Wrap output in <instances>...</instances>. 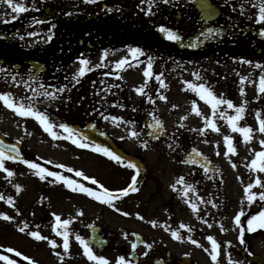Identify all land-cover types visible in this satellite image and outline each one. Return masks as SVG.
<instances>
[{"label":"rangeland","instance_id":"374dc122","mask_svg":"<svg viewBox=\"0 0 264 264\" xmlns=\"http://www.w3.org/2000/svg\"><path fill=\"white\" fill-rule=\"evenodd\" d=\"M194 1L169 0L168 3H164L165 13L170 15L173 22L182 20L183 26L194 30V36L207 31L208 28L216 29L220 34L212 35L213 45L211 44L212 46L208 49L211 54L227 46L230 33L225 30L242 29L239 15L245 12L243 6L247 5V13H254V4L259 2V0H210L221 10L222 15L213 25H207L194 7ZM23 2L30 10L18 14L16 19H13V15L16 14H13L6 4L0 5V29L16 31L15 40H6L0 44V60L6 52L11 54L14 62L21 66L20 72L24 75H18L20 78L18 83L21 84L16 86L17 93L27 92L35 81H39L40 86L43 85L38 90L39 95L49 88L47 80L51 74L50 68L55 70V74L57 72L61 74L62 66H53L50 61L47 63L48 38L50 37L45 20L47 4H40V0H23ZM103 2L104 0H95V2L54 0L56 9L50 7L49 11L55 12L58 9L66 16L62 21L54 17L57 19L55 25H60L58 31L82 32L93 20L98 4ZM107 3L119 8L131 7L132 4L129 5V2L125 0H112ZM248 22L250 25L255 23L253 14L248 18ZM81 32L76 34L80 35ZM245 40L246 48L253 53L255 50L253 37L249 34ZM57 48H61V44L57 45ZM38 56L43 58L41 62L48 69L44 75H37L27 66V60H37ZM9 70L13 71L12 68ZM60 74L53 77L54 81L55 83L59 81V84L64 85ZM245 78V95H240L239 99L232 101L236 106L243 105L246 108L244 119L239 122V126L252 128V138L249 142H245L239 133L232 132L227 120L219 116L215 117V122L220 131L214 132L207 128L204 117H211L210 106L199 97L192 99L187 96L180 97V92L175 88L173 80L161 92L154 91L155 94L151 96V88L143 83L140 73L132 72L129 75V112L126 110L125 101L117 102L115 106H112L106 97L97 101L96 111L90 112L96 115L94 118L100 127L106 129L123 149L140 157L147 169L146 180L139 191L114 201L121 212H117L115 208L96 201L86 194L73 192L62 181L54 177L40 180L33 170L21 162L5 161V166L15 175L6 178L7 174L0 170V194L5 197L4 200H0V213H6L14 219L4 221L0 218V253L3 251L4 254L13 256L11 253H5L4 249L7 247L20 251L22 256L15 257L17 264H29V261L23 259L24 255L35 260L36 264H96L95 261L88 260L83 254V247L75 239L79 235L88 241V227L95 225L109 239V247L104 253H98L92 247L93 252L106 258L109 264H118L123 251L129 252L135 233L143 235L147 244H152L151 251L146 247L139 250L140 258L145 252L154 255L156 253L171 254L176 258L187 253H195L198 249L204 251V248H207L206 232L209 231V222L206 219V212L210 207H225L229 218V240L237 241L240 232L236 228L234 217L241 211L256 209L264 203L258 199L250 203L245 194L247 184H255L257 178L264 184V173L250 170L246 166L255 158V152L264 150L259 143L264 139V134L259 132V120L256 116L259 112L260 118L264 119V97L260 99L258 87L254 82L252 65H246ZM1 86L0 93H7L6 87L8 86ZM142 86L145 89L143 95L136 91ZM188 90L186 86V91ZM214 93L223 98L222 90L216 86ZM158 94L164 95L167 99L160 100ZM84 95L82 101L88 105L91 101L87 98L91 95L90 93H84ZM147 95L151 96L155 103H152ZM21 101L31 104L40 111L46 112L47 110L46 104L38 101V103H32L29 100ZM193 101H196L203 116H197L192 112ZM245 101H247L246 104ZM66 104L72 105L71 102H66ZM172 105H177V107L173 108ZM219 111L229 115L235 114L233 110L227 109L226 105L220 106ZM105 116H116L122 118L123 122L114 123L110 119L106 120ZM184 116L188 118L182 119ZM154 118L165 125L169 135L166 140L153 141L147 136L146 124ZM128 121L133 123L129 124ZM201 129H204L203 134H201ZM54 130L63 135L58 128ZM132 131L140 135L133 137ZM0 133L9 141H19L26 152L27 160L37 162L50 171H57L61 175L75 179L94 190L102 191L99 185H103L110 191H119L124 189L135 175L128 169L123 171L125 173L120 172L122 168V170L125 168L122 164H117L102 154L93 152L91 147L82 149L69 140L53 139L44 132L34 118L16 115L6 108L2 101H0ZM227 135L233 137V143L237 149L234 155L231 153L225 155L227 145L224 137ZM145 142L147 147L143 146ZM190 147L199 150L213 161L217 172L209 175L185 162ZM232 163H235L237 167L233 168ZM60 164L65 167L58 168L57 165ZM69 167L95 178L98 185H92L90 181L75 177L74 173H68L66 169ZM181 180L183 183L180 182ZM17 184L21 186L19 192L15 187ZM185 184L194 189V191L190 190L187 196L184 195ZM252 192L256 194L264 192V187L254 186ZM9 196L13 198V205L6 203ZM173 196L175 198L171 202ZM191 203L198 205V212L190 210ZM79 212H83V215H79ZM122 212H127L129 215L124 216ZM53 213L60 215L62 220L72 221L69 226L68 252L63 251L62 237L56 235ZM138 215L143 216L144 220L138 219ZM150 221H156L157 226L153 227ZM179 221L187 227L181 228ZM25 223L28 229L25 233H21L18 229ZM27 231H40L49 240H56L58 247L53 249L48 241H36L27 234ZM172 231H177L181 239L173 238ZM189 236L199 239L197 241L202 247L189 244L185 240ZM261 237L263 238L264 235ZM201 239L203 240L200 242ZM261 247L264 249V244ZM57 251L63 256L62 261L55 255ZM125 259L128 260V258Z\"/></svg>","mask_w":264,"mask_h":264},{"label":"flooded vegetation","instance_id":"af4514ba","mask_svg":"<svg viewBox=\"0 0 264 264\" xmlns=\"http://www.w3.org/2000/svg\"><path fill=\"white\" fill-rule=\"evenodd\" d=\"M108 1L104 0L103 3L98 4L93 20L90 21L85 30L82 32L73 30V32L67 33L63 30L58 31L60 25H55L57 19L62 21L66 16L64 13H60L58 9L55 12H50L49 8H54L55 3L54 0H46L47 14L45 20L47 31L51 37V39L48 38L47 63L50 61L53 66H62L61 74L58 72L55 74V70L50 68L51 74L47 80L49 85L47 91L54 93L56 98H48L47 112L49 116L64 119L67 124L76 126H85L89 122H97L94 118L96 115L90 111H96L97 101L102 100V97L110 100L109 103L112 106H115L117 102L125 101L126 110L129 112V75L132 72L140 73L143 77V83L146 87L151 88V96L154 91L161 92L164 89L154 77L146 78L143 75L149 57L153 59V73L162 74L161 79L166 84L173 80L175 88L180 92V97L187 96L190 99L198 97L191 89L186 91V86L190 82L194 84L204 83L213 92L216 86L222 90L223 98L233 101L239 99L241 88L244 90V84L241 85L240 81L245 78L246 65L253 66L254 82L259 93V80L261 76H264V35L261 34L264 33V24L258 22V6L261 0L254 4V13H247V5L243 6L245 12L239 15L242 29L225 30L230 33V40L227 41V46L221 47L214 54L208 51L210 46L213 45L212 35H208L205 31L203 35L199 33L198 36H194V30L183 26L181 24L182 20L173 22L170 15L165 13L163 0H155L151 15L147 14L148 3L142 2V0H125L129 2V5L132 3L131 7L125 8L115 7L107 3ZM251 14L255 18L253 25L248 22ZM204 22L207 25H213L216 21L208 22L204 20ZM162 26L180 34L183 38L182 42L177 43L167 40L164 34L159 31ZM78 32H81L80 35L76 34ZM15 33L14 30L0 29V44L6 40H15ZM62 33L65 35H61ZM249 34L254 39L255 50L253 53L245 45V37ZM197 37H199L198 46L195 48L188 47V43L195 42ZM60 44L61 48H57V45ZM132 48L142 49L145 55L140 56L138 60H133L130 52ZM104 52L108 53L106 58ZM125 57L134 66H125L123 70H117L115 68L116 63ZM81 58L89 59V67L92 68V71L81 77L79 83H76L73 76L78 73L81 67L79 64ZM41 59L43 58L37 57V60L41 61ZM257 65H260V67H257ZM27 66L29 68V60H27ZM11 68L13 71L9 70ZM0 69H4V71H0L1 87L8 86L6 92L11 93L15 99H20L21 94L17 93L15 89L16 86H19L18 79L20 78H18V75H24L20 72L21 66L14 62L11 54L5 52L0 60ZM59 74L65 83L64 85L59 84V81H56V83L54 81L53 77ZM197 75L201 79L198 80ZM13 76L16 77L15 81L12 79ZM55 84L57 86H54ZM39 85V81L32 84L35 90V94L32 93L30 97L32 100L33 98L36 100V97L39 96ZM61 88L64 89L63 92L58 91ZM84 93H90L91 95L87 98L91 101L88 105H85L82 101L85 96ZM259 96L262 99L264 94L259 93ZM66 102H71L72 105H68ZM53 122L60 123L57 120ZM174 198L173 196L171 202L174 201ZM207 209L206 219L212 227H209L206 235L207 237L211 235L221 245L218 249L219 255L216 262L211 260L208 252L200 249L196 250L195 253H187L176 258L171 254L156 253L154 255L148 252L142 258L139 256L134 259L126 250L123 251L122 256L128 258L131 264H229V255L232 264H264L258 260H264V249L261 247L264 244V237H261L264 234V229H257L253 232L247 231V219L258 214L256 212L259 211H245L246 215L241 217V226H236L239 232L240 227L245 228V243L241 244L239 237L237 241L229 240V218L225 207H210ZM181 224L179 221V225ZM221 225H223L224 231L221 230ZM185 240L189 244L191 243L188 239ZM228 242H231L230 246ZM207 248L211 250L209 241ZM1 253L4 254L3 251ZM13 258L15 259V257Z\"/></svg>","mask_w":264,"mask_h":264},{"label":"snow or ice","instance_id":"6c2138e0","mask_svg":"<svg viewBox=\"0 0 264 264\" xmlns=\"http://www.w3.org/2000/svg\"><path fill=\"white\" fill-rule=\"evenodd\" d=\"M86 2H95V0H86ZM142 2H147L148 3V10L147 14L151 15L152 14V5L155 2V0H142ZM164 3H168L169 0H163ZM7 5L8 8L11 9V12L13 14V19H16L18 17V14L25 13L29 11L30 9L27 7V5L23 2V0H0V5ZM259 16H258V22L261 24H264V0H261L259 3ZM7 22V21H6ZM40 22V21H38ZM159 31L164 34V37L172 42H182V36L178 34L177 32L167 28V27H160ZM204 33H202L203 35ZM207 34L208 35H219L220 33L216 29L208 28L207 29ZM264 35V33H261ZM51 39V37H49ZM199 44V37L196 38L195 42H190L188 43V47L195 48ZM131 56L133 60H138L140 56L145 55L142 49L140 48H132L130 49ZM108 56L107 52H104V57L106 58ZM245 63H250L249 61H244ZM79 64L81 67L78 70V73L73 76V80L76 81V83H79V79L81 77H84L88 72L92 71V68L89 67L90 61L89 59L86 58H81L79 60ZM125 66L132 67L134 66L131 61L127 57L124 59H121L119 62L116 63L115 68L117 70H123ZM257 67H260V65H257ZM153 59L151 57L148 58L147 65H146V70L144 71L143 75L146 78H155L160 86L162 88H166L167 84L161 79V75H157L153 73ZM0 71H4V69H0ZM196 75V74H194ZM119 79V77H117ZM13 81H15L16 77H12ZM197 79H201L197 75ZM246 78H242L240 83L243 85L245 83ZM43 87V85H41ZM188 89H191L193 92L196 93V95L200 98V100H203L208 104L211 108V117H204V123L207 128H210L214 132H219L220 129L215 122V117L219 116L222 119H226L228 125L231 127L232 132L234 133H239L245 142H249L252 138V128L247 127V126H239V122L244 119V114L246 111V108L241 105V106H236L232 100L230 99H225L218 97L207 85L204 83H199V84H194V83H188ZM58 91L63 92L64 89L61 88ZM138 94H145V89L144 87H140L136 89ZM241 95H245L243 88L240 90ZM33 93L35 94V90L33 89ZM259 93L264 94V76L260 77L259 80ZM43 96L50 97L51 99H55V94L44 91L41 93ZM31 99V98H29ZM148 99L152 102L155 103L154 100L151 99V96L148 97ZM160 100H166L167 98L160 94L159 95ZM0 101L3 102V105L12 110L16 115L24 118H34L35 121L38 122V124L43 128L44 132L48 133L53 139L55 140H69L71 141L72 144L76 145L79 148H89L91 147V150L96 153H100L103 156L111 159L112 161H115L117 164H125L124 159L118 155L116 152L111 150L108 147L101 146L100 144L97 143H89L88 142V137L82 135L80 132H78L75 128L70 127L66 123H54L51 121L49 115L44 112L40 111L36 108H34L31 104H26L23 101H17L11 93H0ZM245 104L247 101L244 102ZM226 105L227 109L233 110L234 115H229L226 112L219 111V107ZM173 108H176L177 105H172ZM192 112H194L197 116H203V113L199 109V107L196 104V101L192 102ZM257 119L259 120V132L264 134V119L260 118V113L257 112L256 114ZM106 120L110 119L114 123L117 121H122V118L116 117V116H105L104 117ZM187 116L182 117V119H187ZM155 120V118H154ZM127 123L131 124L133 122L128 121ZM59 128L62 130L63 135L54 129ZM94 127V126H93ZM154 128H160L162 127V122L159 120H155L154 124L152 125ZM201 134H203L204 129H201ZM131 135L133 137H137L140 135V133L136 131H132ZM123 139V137H121ZM225 143L227 145V150L225 152V155L227 156L229 153L231 154H236L237 149L234 146L233 143V137L230 135H227L224 137ZM259 143L261 144L262 148H264V139L260 140ZM144 147H147V144L143 145ZM171 147V145H169ZM219 154V153H217ZM201 154L199 152H195L194 156H200ZM5 161H19L25 165L31 170L34 171V174L39 177L40 180H45L47 177H54L58 181H62L70 190L73 192H79L86 194L87 196L93 198L96 201H99L105 205H108L110 207L115 208L117 212H121V209L116 207L114 201L119 199L120 197L127 196L130 192H137L139 189L137 188V177L140 175V169L139 167L132 162H128L125 164L127 168L134 169L135 170V175H133L131 179L130 185L123 189L120 192H113L110 191L108 188L104 187L103 185H99V188L102 189V191L94 190L92 187L85 186V184L78 182L75 179L68 178L64 175H61L57 171H50L49 169L42 167L39 163L37 162H32L27 159H25L21 153L20 150L17 148L15 144H5L2 140H0V170H2L4 173H6V178H11L15 175V173L7 168L5 166ZM187 162V161H185ZM197 161L195 158H193L192 163H196ZM231 166L233 168H236L237 165L235 163H232ZM250 170L259 172V173H264V150L257 151L255 152V158L250 161L248 165H246ZM58 168H64L65 166L60 164L57 165ZM68 173H74L75 177H81L84 181H90L92 185H98V181L95 178L89 177L85 175L83 171H78L75 170L71 167L66 169ZM183 183V181H180ZM254 186H261L264 187V184H262L261 180L257 178L255 180V184L249 183L245 187V194L247 197V200L252 203L255 202L257 199L260 202H264V192H260L259 194H256L252 192V189ZM17 191L19 192L21 190V186L19 184L15 185ZM175 188V186H173ZM194 191V189H191L189 185L185 184L184 186V195L187 196L189 191ZM5 197L0 194V200H4ZM6 203L9 205H13L14 201L11 196L7 197ZM191 209L193 212H198V205L196 203H191ZM262 208H264V203L261 205ZM79 215H83V212H79ZM54 216L55 220V228H56V235L59 237H62V248L64 252H68L69 250V240H70V233H69V226L72 223L71 220L69 219H64L62 220L60 215H57L55 213L52 214ZM122 215L128 216L129 213L127 212H122ZM245 212L241 211L239 214H237L234 217V222L237 226H241L242 220L241 217L245 216ZM0 218H2L4 221H12L14 218L6 213H0ZM138 219L144 220L143 216L138 215ZM153 227L157 226L156 221H150ZM204 223H207V221H204ZM39 227V226H37ZM181 228L187 227L186 225L181 224ZM208 227H212L211 224H208ZM221 230L224 231L223 225L220 226ZM28 229V225L25 223L23 226L19 227V231L21 233H25L26 230ZM257 229H264V210L259 211L258 214L251 216L250 219H247V231L253 232L256 231ZM188 231L190 232L191 229L189 228ZM244 232L245 228L240 227V234H239V240L241 244H244ZM27 234L34 238L36 241H48L49 245L53 248L56 249L58 247L56 240H49V238L45 235H42L40 231H27ZM172 237L175 239H181V236L177 231H172L171 233ZM75 239L79 242V244L83 247V254L88 258L90 261H95L96 264H109V261L104 258L103 256H98L94 254L92 247L89 245V242L83 239L81 236L77 235ZM188 240L193 244L196 245L197 247H202V245L199 244V242L195 239H193L191 236L188 237ZM207 240L211 244V250L208 248H204L205 252H208L211 260L213 262H216L218 260V249L221 247V245L217 242V240L209 235L207 237ZM229 246L231 242H228ZM137 247L136 243L132 244L133 250H135ZM145 247L147 249L152 248V244H146ZM5 253H11L13 254L14 257H21L22 253L12 247H7L4 249ZM148 253L145 252L144 255H147ZM55 255L60 258V260H63V256L59 251L55 253ZM23 259L26 261H29V264H36L35 260L30 259L27 255L23 256ZM0 264H17L16 259H14L12 256H9L8 254H0ZM118 264H131L130 261L126 260L124 256H121L118 260ZM229 264H232L231 257L229 255Z\"/></svg>","mask_w":264,"mask_h":264},{"label":"water","instance_id":"95a60500","mask_svg":"<svg viewBox=\"0 0 264 264\" xmlns=\"http://www.w3.org/2000/svg\"><path fill=\"white\" fill-rule=\"evenodd\" d=\"M195 5L198 7V9L201 11V13L208 19L215 20L220 15L219 10L214 8L209 3V1H207V0H198L195 3ZM38 70H39V72L43 71L44 67H38ZM153 124H154V122L148 123L149 136L151 138H154V139L164 138L166 136V134H165V130H164L163 126L160 128H154V127H152ZM93 126L94 125L90 124L83 129H80L78 127H73V128H75L82 135L87 136L88 141L100 144L101 146H104V147L110 148L111 150L116 152L118 155H120L124 159L125 162L135 163L139 167V169L141 170L140 171V177L137 180L136 186L140 185L142 183L144 177H145V170H144V166L141 163V161L139 159L127 154L122 149H120L105 132H100L95 128V126L94 127ZM0 140H2L5 144H9L1 135H0ZM15 145L20 150L19 144H15ZM195 152H198V151L190 150V152L187 156L188 160L190 162H192L193 158H195V160L197 162L194 164L203 167L205 170H209L210 163L207 161V159L204 158L202 155L194 156ZM20 153H21V151H20ZM97 231H98L97 229L91 228L90 242L96 248H98L100 251H102L104 249V247L106 246V242L104 240H102L101 237H99L97 235Z\"/></svg>","mask_w":264,"mask_h":264}]
</instances>
